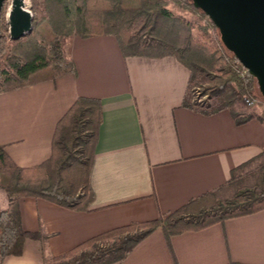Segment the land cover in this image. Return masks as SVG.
<instances>
[{
    "label": "crops",
    "instance_id": "crops-1",
    "mask_svg": "<svg viewBox=\"0 0 264 264\" xmlns=\"http://www.w3.org/2000/svg\"><path fill=\"white\" fill-rule=\"evenodd\" d=\"M65 44L76 73L0 93V145L19 166L41 164L51 155L57 123L76 99H101L90 175L95 200L82 212L20 198L22 227L48 237L28 239L21 256L2 264H43L105 231L175 211L225 185L233 169L264 150V121L237 124L227 109L206 115L183 106L191 72L177 58L124 57L110 35L72 36ZM231 261L264 264V210L175 235L171 248L159 228L122 264Z\"/></svg>",
    "mask_w": 264,
    "mask_h": 264
},
{
    "label": "trees",
    "instance_id": "trees-1",
    "mask_svg": "<svg viewBox=\"0 0 264 264\" xmlns=\"http://www.w3.org/2000/svg\"><path fill=\"white\" fill-rule=\"evenodd\" d=\"M175 2L206 17L220 32L192 0ZM43 6L42 14L34 17L32 31L20 39L8 36L6 23L0 21V56L6 51L0 93L76 73L75 62L64 51L65 40L110 35L116 38L124 57L173 56L186 66L191 77L184 107L206 115L227 109L237 124L254 118L264 121V104L260 105V114L241 110L246 96L264 99L257 78L222 37L223 51L196 38L192 22L174 14L167 0H44ZM201 87L197 98L192 89ZM103 115L101 99L77 98L57 123L50 157L33 167L19 166L0 145V190L10 204V208L0 209V264L8 256H21L28 239L45 241L48 237L22 227L17 205L20 198H41L74 211L92 210L95 195L90 175ZM227 189L232 192L225 196ZM262 210L264 150L233 169L225 185L191 199L177 210L105 231L62 255L46 258L43 264H122L159 228L171 248L175 235Z\"/></svg>",
    "mask_w": 264,
    "mask_h": 264
},
{
    "label": "water",
    "instance_id": "water-1",
    "mask_svg": "<svg viewBox=\"0 0 264 264\" xmlns=\"http://www.w3.org/2000/svg\"><path fill=\"white\" fill-rule=\"evenodd\" d=\"M5 1L0 0V18ZM192 1L218 26L223 42L257 78L264 97V0ZM11 21V37L15 40L24 37L23 27L27 28L28 24L19 25L21 15L13 14Z\"/></svg>",
    "mask_w": 264,
    "mask_h": 264
},
{
    "label": "rangeland",
    "instance_id": "rangeland-1",
    "mask_svg": "<svg viewBox=\"0 0 264 264\" xmlns=\"http://www.w3.org/2000/svg\"><path fill=\"white\" fill-rule=\"evenodd\" d=\"M168 1V8L176 15L181 16L185 18L186 20H189L193 24V33L196 36V38L205 41L209 45L214 46L216 49L223 51L224 47L221 41V34L219 30L216 27H213L209 24V21L206 17L201 16L199 14H196L192 11L186 10L182 8L181 6L178 5V3L175 2V0H167ZM44 0H33V7L32 11L34 14V17L36 15H41L42 14V8ZM5 11L3 8L2 11V16L0 18L1 23H6V18H5ZM34 21V18H33ZM7 25V24H6ZM7 34V32H6ZM8 35V34H7ZM27 35V34H26ZM25 37V36H24ZM9 39V38H8ZM10 42V40H9ZM66 48V44L64 42V51ZM66 53V52H65ZM5 58H6V51L3 53L2 56H0V71L5 68ZM202 88H193L192 89V94H194L195 97H199V94H201ZM206 97H203L205 99ZM263 99V98H261ZM264 100V99H263ZM242 107L249 112H255L259 108L263 110L262 106H256L253 108L247 107L245 104H242ZM259 107V108H258ZM232 192V189H227L224 191V195L227 196ZM8 208V202H7V197L5 198V194L0 192V209H5Z\"/></svg>",
    "mask_w": 264,
    "mask_h": 264
},
{
    "label": "built area",
    "instance_id": "built-area-1",
    "mask_svg": "<svg viewBox=\"0 0 264 264\" xmlns=\"http://www.w3.org/2000/svg\"><path fill=\"white\" fill-rule=\"evenodd\" d=\"M18 2L20 4L18 5ZM18 5V8H17ZM33 7V0H6L4 5V11H5V18H6V24H7V34L11 37V16L13 14H20L22 22L19 24L21 27H23V24H28L27 28L23 27V32L26 34L33 28V18L34 14L32 11ZM245 105L249 108H253L256 106H260L264 104V100L255 96H246L245 97Z\"/></svg>",
    "mask_w": 264,
    "mask_h": 264
}]
</instances>
